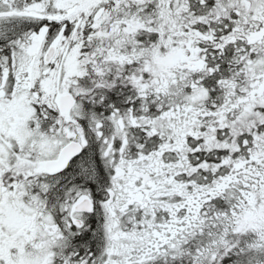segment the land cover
I'll return each mask as SVG.
<instances>
[{
  "label": "snow or ice",
  "instance_id": "snow-or-ice-1",
  "mask_svg": "<svg viewBox=\"0 0 264 264\" xmlns=\"http://www.w3.org/2000/svg\"><path fill=\"white\" fill-rule=\"evenodd\" d=\"M0 264H264V0H0Z\"/></svg>",
  "mask_w": 264,
  "mask_h": 264
}]
</instances>
